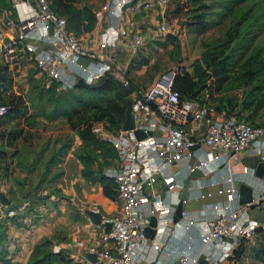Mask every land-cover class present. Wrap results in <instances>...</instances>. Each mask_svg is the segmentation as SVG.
<instances>
[{
	"label": "built area",
	"instance_id": "2783aa9c",
	"mask_svg": "<svg viewBox=\"0 0 264 264\" xmlns=\"http://www.w3.org/2000/svg\"><path fill=\"white\" fill-rule=\"evenodd\" d=\"M172 0H107L105 14L108 26L101 31L97 45L101 49L113 44L123 29L118 20L125 7L137 5L163 7ZM11 9H6L4 22L9 29L0 27V69L5 66L18 71L19 61L25 56L33 58L37 71L48 80H57L58 89H65L75 83L81 75L91 80L105 69L112 67V57L101 51L86 49L79 34L69 29L65 17L58 14L50 0H9ZM53 24L49 32L48 22ZM121 21V20H120ZM39 26L45 28V37L56 45V49L37 47L26 40ZM160 27L165 28L161 23ZM144 33L134 29L128 38L127 48L131 52L139 49L144 41ZM86 61H94L92 66ZM174 68H167L144 86L134 85L131 95V110L135 125L143 130L155 133L136 138L133 128L111 131L101 121H92L90 128L101 139L107 140L114 153L115 168L112 178L115 184L118 209L102 220L110 221L107 227L100 221L95 244H87L85 252H94V260L89 264H168L160 261V254L175 260L177 264H198L203 256L206 264H225L234 245L240 238H253L258 228H264L262 219L251 217L248 208L264 209V180L257 191H252L248 201L239 203L237 188L232 185L223 192L221 201H212L214 209L211 215L186 219V225L196 229L195 241L199 248L196 254L187 252L188 245L175 244L165 240L171 226L179 219L172 220L174 204L152 190L157 178H161L165 190L173 192L175 177L169 170L172 161L181 157H191L198 150L194 161H190V172H203L225 161L227 153L234 154L249 144L259 159L264 160V149L256 140H264V121L250 122L244 118L229 114L215 113L205 104L192 97L181 96L172 87ZM124 83L129 80L121 76ZM152 101L154 104L150 103ZM9 105L0 102V120L6 115ZM208 114V115H207ZM205 116L203 130L193 135L186 129L190 122L196 128ZM139 118V120H137ZM197 144V146H193ZM202 145L209 147L204 150ZM203 150V151H202ZM244 168L243 171H245ZM232 178V176H231ZM212 191L206 188L200 195L208 197ZM146 203V207L144 204ZM17 207H8L0 202V219L10 218L18 213ZM185 216L184 208L181 211ZM155 215L154 234L151 238L143 234L148 224V215ZM7 242L0 241V264H8L3 254ZM58 246L55 249L58 250ZM153 253L149 256L148 251ZM115 252V253H114ZM82 252V256L85 257ZM86 258V257H85Z\"/></svg>",
	"mask_w": 264,
	"mask_h": 264
},
{
	"label": "rangeland",
	"instance_id": "374dc122",
	"mask_svg": "<svg viewBox=\"0 0 264 264\" xmlns=\"http://www.w3.org/2000/svg\"><path fill=\"white\" fill-rule=\"evenodd\" d=\"M92 1L103 3L106 0ZM4 5L11 9L9 2ZM136 7V11L131 10L134 14L146 13V19L137 23L146 35L137 51L126 49L134 60L119 73L128 80H135L137 86L150 83L155 72L158 74L167 68H191V64L203 60L204 55L216 54L228 62L235 60L236 56L239 62L264 61V0H172L161 8L143 9L140 4ZM240 14H245L246 19L232 25ZM252 14L257 20L255 27L259 24L261 29L254 37L247 29ZM161 23L165 25L164 29L160 27ZM231 25L237 35L236 32H226V29L232 30ZM237 44L245 46L241 54L240 49H228ZM33 60L27 59L25 66L18 71L10 69L4 77L5 83L1 82L0 100L13 103L11 113L0 126L8 134L4 139L0 137V189L16 200L32 196L28 207L32 211L33 225L41 224L47 228L52 225L56 229L57 233L46 234L38 242L32 259L45 256L36 264H83L74 260L66 249H59L52 255L56 252L53 247L58 227L70 228L75 221L85 220L87 215L81 206L95 207L109 216L118 209V200L115 194L113 197L103 194L98 181L87 180L81 174L83 163L77 155L91 158L90 167L96 177L104 174L112 178L115 158L108 145L83 140L69 121L83 116L87 117V123L92 119L89 105L104 103L103 100L109 99L112 92L89 95L77 89H57L53 87L52 80L37 71ZM12 96H17V99L12 101ZM250 121L263 122L264 117ZM64 148L68 149L66 176H62L63 168L51 163L53 161L54 164L57 151L59 153ZM19 151L22 157H19ZM14 154L17 155L15 163H21V170L13 166ZM17 215L0 219V240H4L6 235V222H12ZM257 240L258 236L242 238L240 256H232L223 262L264 264L252 251ZM29 262L30 259L26 264Z\"/></svg>",
	"mask_w": 264,
	"mask_h": 264
},
{
	"label": "crops",
	"instance_id": "0c3cea01",
	"mask_svg": "<svg viewBox=\"0 0 264 264\" xmlns=\"http://www.w3.org/2000/svg\"><path fill=\"white\" fill-rule=\"evenodd\" d=\"M9 0H0V27L4 29H9L4 22V15L6 13L5 2ZM107 1V0H106ZM106 1L95 2L92 0H86V2L91 5L96 20L94 26L89 31L80 32L79 35L82 38L83 45L86 49L94 51H103L104 53L110 55L113 60L112 67L110 68L115 74L122 76L119 71L124 69V67L131 61L134 60L133 55L130 52H127V41L130 36V33L134 29H139L146 35L145 30L137 25L140 21H144L146 18V13L140 14L132 12L138 7L130 8L125 7L123 9V15L121 19L118 20L119 28L123 29L119 33L117 39L113 44H108L104 48H100L97 45L98 39L101 36V31L104 30L108 24L109 19L105 14V4ZM143 9L150 8L152 6H142ZM121 20V21H120ZM126 30V32H125ZM125 32V33H124ZM27 41L34 43L37 47L45 46L49 49H56L51 41H48L45 37V28L39 26L34 34L26 38ZM29 56H25L19 61V68L25 66ZM89 65L92 66L94 61H86ZM19 70V69H18ZM116 70V71H115ZM118 71V72H117ZM157 72L153 73V79L156 77ZM133 85H137L135 80H130ZM264 105L256 110V117H264L263 114ZM206 117L201 118L200 125L196 128L191 125L190 122L186 123L185 127L190 131L191 134L197 135L203 130ZM253 144H260L264 149V140H256L252 142ZM252 144H249L246 148L234 153H227L225 155V161L218 164L217 167L211 169H203V172H190L188 169V164L190 161H194L198 150L193 153L191 157H181L177 160H174L169 165V170L172 175L175 177L176 186L173 192H167L165 190V185L162 179L157 178L156 182L153 185L152 190L163 196L165 200L170 201L172 204H176L179 200V193L182 191V188H186V198L184 199V210L186 211L185 216L179 218V222L176 226H171L168 234H165V240L173 242L175 244L188 245L187 252L189 254H196L198 252L199 245L195 241L194 236L196 235V229L194 226H187L186 219L197 218L203 215H211L214 209L211 207L212 201H221L224 197L223 192H216V187L220 186L223 190H227L232 185H235L236 181H243L252 186V191H257L261 186V181L259 177L255 176L253 173V167L250 165L254 161V157L257 156L251 149ZM20 149L23 147L20 146ZM205 150V149H204ZM203 151V150H202ZM17 156V155H16ZM15 154H14V168H19L21 170V163H15ZM19 157H22L21 152L19 151ZM21 159V158H20ZM54 164L53 166H60L64 169L63 175L67 174L68 167V149L64 148L57 151V155H54ZM244 168H246L245 171ZM232 176V178H231ZM208 188L212 191V194L208 197H202L200 194ZM32 198V197H31ZM28 205L23 206L21 209H18V215L15 217V220L12 222H6L5 232L6 235L3 242H7L3 254L6 257L8 264H26L31 258L32 253L34 252L36 244L40 241L41 237L48 234L52 235L57 233L56 229L51 225L49 228L43 227L39 224L34 226L32 223L31 214L32 211L29 209ZM89 208H94L88 206ZM146 207V203L144 204ZM84 206H81L83 210ZM98 210V209H97ZM101 213L102 211L99 210ZM103 214V213H102ZM105 216V215H103ZM11 218V217H10ZM103 218V217H102ZM9 221V220H7ZM61 229V230H60ZM58 237L57 241L54 243L53 249H56L57 246L59 249H66V251L73 256L74 260H78L83 264H89L87 258L82 256L84 253V248L87 244H95L98 242L97 233L98 229L94 223H92L87 216L85 220L75 221L73 226L70 228H61L58 227ZM153 253L152 250L148 251L149 256ZM160 261L168 264H177L175 260L165 255H158Z\"/></svg>",
	"mask_w": 264,
	"mask_h": 264
},
{
	"label": "trees",
	"instance_id": "16d2710c",
	"mask_svg": "<svg viewBox=\"0 0 264 264\" xmlns=\"http://www.w3.org/2000/svg\"><path fill=\"white\" fill-rule=\"evenodd\" d=\"M50 2L54 10L65 17L67 27L75 33L79 34L80 32L89 31L93 28L96 16L91 5H89L86 0H50ZM244 15L245 14H240L232 25L243 22L246 19ZM251 18L252 20L247 29L251 31V36L254 37L259 34L261 29L259 24L255 27L257 20L254 14L251 15ZM232 25L231 28L234 30ZM205 26L206 25H204V28ZM232 30L226 29V32L234 34L236 30H234V32ZM244 47L243 44H237V46H229L228 49H233L235 51L240 49L239 52L241 54ZM218 57L219 56L216 54H210V56L204 55V59L195 61L191 64V68L180 67L179 69H175L172 87L177 89L181 96L195 98L199 103L205 104L207 108H211L215 113H221L224 116L233 113L241 118L249 119V121L253 120L256 118V110L264 105V61H251L248 63L244 61L239 62L236 56L235 60L228 62V60H223L221 58L220 60ZM6 73L7 70L5 66H1L0 87L2 83H5L4 77ZM1 79H3V81H1ZM52 82L53 87L57 88L58 81L52 80ZM129 82L131 81L129 80ZM69 89H77L79 92L84 91L89 95H105L108 92H112L109 99L103 100L104 103L94 102L89 105L88 109L90 110L92 119H88L87 123V117L80 116L77 120H70L69 125L78 129V134L83 140L96 142L100 145L106 144L113 153L110 143L96 136L91 130L90 124L92 121H101L106 129L117 131L123 119L125 106L124 96L121 95L116 90L113 83L108 80L96 87H84L73 84L62 90L70 91ZM254 92H259V94L255 95ZM11 98L13 101V99H17V96H12ZM0 102H6L9 105L6 115L0 120L1 126L4 118L11 113L13 102L11 103L6 100H0ZM6 135L8 134L5 130H1L0 128V137L4 139ZM9 140L10 138L8 141ZM77 156L83 163L81 174L87 180L98 181L102 193L106 196L113 197L114 194L116 195L113 178L104 174L96 177L90 167L91 158L83 154H78ZM109 177L112 179L111 181ZM255 236H258V240L256 245L252 248L253 254L264 261V228H258ZM241 240L242 238L233 246L231 250L232 254L230 253L228 258L240 256L243 248ZM39 243L36 244L34 252ZM58 252L59 250L53 252L52 255ZM49 253L50 252H47L46 254ZM33 255L28 264H36L45 256V254H43L38 258L32 259ZM5 261L7 262L6 259Z\"/></svg>",
	"mask_w": 264,
	"mask_h": 264
},
{
	"label": "water",
	"instance_id": "95a60500",
	"mask_svg": "<svg viewBox=\"0 0 264 264\" xmlns=\"http://www.w3.org/2000/svg\"><path fill=\"white\" fill-rule=\"evenodd\" d=\"M53 24L51 21L48 22V29L49 32H52ZM106 80L111 81L113 85L115 86L116 90L124 96L125 100V106L123 111V119L120 123L119 128L120 129H129L133 128V133L136 138L145 137L148 134L155 133L151 130H143L140 127H134L135 125V119L133 115V111L131 110V95L133 94L134 85L131 82L124 83L122 81L121 76L116 75L113 71L109 69H105L102 73L98 74L96 77L92 78L91 80H86L83 76L79 75L75 80V85H80L84 87H96L101 85ZM150 103L153 105L154 103L150 101ZM194 147L197 146V144L193 145ZM202 147L205 150H209V147L206 145H202ZM250 165L253 167V173L255 176L259 177L260 179L264 180V160L259 159L258 156L254 157V161L250 163ZM235 186L237 188V200L239 203L248 201L252 196V186L246 182L243 181H236ZM186 188H182V191L179 193V200L174 205V209L172 212V220L175 221L179 219L182 216V209L184 207V199L186 198ZM31 197L26 196L22 200H15L12 199L6 191L0 189V202L3 204H6L8 207H17L21 209L23 206L28 205L29 200ZM84 213L87 215L89 220L96 224L100 221H102L105 226L110 225L109 220H102L103 214L94 208L84 207L83 208ZM248 212L251 217L262 219L264 217V209L260 207H249ZM155 225V215L150 214L148 215V224L144 226L143 228V234L149 238H151L154 234V228ZM115 253V252H114ZM85 257L92 261L95 258L94 252H85ZM198 264H206V260L203 256L198 257Z\"/></svg>",
	"mask_w": 264,
	"mask_h": 264
}]
</instances>
